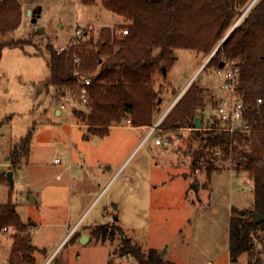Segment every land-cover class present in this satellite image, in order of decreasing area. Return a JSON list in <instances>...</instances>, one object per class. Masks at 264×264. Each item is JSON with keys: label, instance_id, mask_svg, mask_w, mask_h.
Instances as JSON below:
<instances>
[{"label": "rangeland", "instance_id": "374dc122", "mask_svg": "<svg viewBox=\"0 0 264 264\" xmlns=\"http://www.w3.org/2000/svg\"><path fill=\"white\" fill-rule=\"evenodd\" d=\"M18 1L23 6L22 23L7 38L25 39L30 45L5 47L0 58V173L5 176L0 177V203H13L29 225L36 255L42 256L47 248L45 259L68 224L73 226L86 211L50 259L54 258L52 264H138L121 250L125 237L144 252L156 248L176 264H232L231 209L253 206L252 182L246 172L228 162L210 179L204 169L193 171L190 128L169 133L157 129L138 145L158 119L151 127L137 129L125 118L108 135H92L73 115L80 102L61 99L53 87H44L49 69L44 54H35L36 46L44 49L52 43L57 50L66 48L76 26L86 25L93 27L97 40L103 27L117 28L128 21L105 9L99 0L91 6L80 0ZM28 8L35 12L29 14ZM213 51L205 55L175 50L176 59L166 76L158 74L155 83L162 110ZM194 79L204 90L206 105L198 116L202 127H207L215 102L226 93L213 66H203ZM31 128L28 158L11 169L6 157ZM157 136H170V144H155ZM9 170H13L12 184ZM103 224L108 232L98 236L95 228ZM16 233L12 227L0 232V264H9ZM261 260L264 264V247ZM246 261V256L239 260Z\"/></svg>", "mask_w": 264, "mask_h": 264}, {"label": "trees", "instance_id": "16d2710c", "mask_svg": "<svg viewBox=\"0 0 264 264\" xmlns=\"http://www.w3.org/2000/svg\"><path fill=\"white\" fill-rule=\"evenodd\" d=\"M80 1L88 6L98 2ZM99 1L105 9L128 22L117 28L103 27L97 40L92 31L86 32L82 39L73 37L62 51L52 43L46 44L44 49L36 46L35 54H44L49 69L44 87H53L58 97L67 94L78 96L83 80L90 77L91 84L87 86L88 108L75 109L73 115L77 123L86 126L92 135H108L110 128L125 118L133 127H151L165 111L161 109V97L155 90L157 75L166 76L162 67L169 70L176 59L175 50L189 49L209 55L225 38L205 67H217L221 61H231L238 66V92L246 103L248 116L255 122L252 135L230 134L215 122L207 127L195 128L198 111L206 105L204 90L196 79L182 92L158 127L166 133L180 128L191 129L189 148L193 171L204 169L210 179L220 165L231 161L236 170L247 173L253 186V206L250 209L232 207L229 254L232 264H241L239 260L243 256L247 257L245 264H262L264 0H255L251 6L253 0ZM22 18L23 6L18 0H0V58L5 47L24 49L30 45L25 39L7 38L8 34L19 28ZM229 29L231 32L227 35ZM122 30L127 33L123 34ZM259 98L261 102H258ZM2 125L0 122V136ZM33 131L34 128H31L11 148L6 157L11 169L20 167L27 160ZM217 148L222 150V156L215 155ZM240 156L241 159H238ZM0 177L3 179L4 173H0ZM28 226L13 203H0V232L10 227L18 232L9 264H39L37 247L27 232ZM107 232V226L95 228L98 236ZM121 250L131 254L138 264H176L156 248L144 252L128 237L122 238ZM53 260L48 264H52Z\"/></svg>", "mask_w": 264, "mask_h": 264}, {"label": "built area", "instance_id": "2783aa9c", "mask_svg": "<svg viewBox=\"0 0 264 264\" xmlns=\"http://www.w3.org/2000/svg\"><path fill=\"white\" fill-rule=\"evenodd\" d=\"M92 29L93 27L91 25L88 26L86 25L83 28L76 26L75 38L82 39L86 34V32H90L92 31ZM122 32L123 34L127 33L126 30H122ZM64 49L65 48H61L59 49V51H62ZM215 52L216 49L207 58L203 66L206 65L208 60ZM76 61H79V59L76 58ZM203 66L201 68H203ZM214 70L216 77L218 78V80H220V89L224 91L226 95L217 99L214 113L208 119V125H211L212 123L215 122L219 125L220 129L230 134H241L244 137H250L254 132L255 122L248 116L246 103L242 95L238 92V85L240 82L238 66H236L234 62L228 61V62H224L223 67H219V66L214 67ZM195 76L193 78H190L186 87H188V85L194 80ZM90 84H91V78L86 77L83 80V87L81 88L78 96L75 94H67V95H62L60 98L61 99L68 98L71 99L72 102L74 99H76L77 101L80 102V106L86 109L88 108V104H89L87 86H89ZM182 92H180V94L174 99L173 103L171 104V107L179 98V96L182 94ZM261 101H262L261 98H259L258 102ZM61 108H65V105L62 104ZM165 114H163L160 117V119L155 123V125L149 130V132L145 136L144 141H147L149 138H151V136L154 135L156 130L159 129L158 125ZM155 144L164 147L169 145L170 141L167 137L157 136L155 137ZM222 154L223 152L220 148H217L215 150V155L222 156ZM238 159H241V156L238 157ZM55 162H60V160L56 158ZM230 164L235 166V164L232 163L231 161ZM249 189L253 190V186H250Z\"/></svg>", "mask_w": 264, "mask_h": 264}, {"label": "crops", "instance_id": "0c3cea01", "mask_svg": "<svg viewBox=\"0 0 264 264\" xmlns=\"http://www.w3.org/2000/svg\"><path fill=\"white\" fill-rule=\"evenodd\" d=\"M28 10H32V9H30V8H28ZM206 61H204L201 65H200V67L197 69V71L193 74V76L191 77V78H193L198 72H199V70L201 69V67L204 65V63H205ZM187 84H188V82L184 85V87H182L180 90V92H182L184 89H185V87L187 86ZM180 94V93H179ZM173 103V102H172ZM172 103H170L167 107H166V109H165V111H164V114L170 109V107H171V104ZM161 106H162V104H161ZM57 113L58 114H61V111L60 110H57ZM160 119V118H159ZM158 119V120H159ZM202 123H203V119H202ZM135 128H137V129H143V128H145V126H142V127H135ZM149 130L150 129H148V132H149ZM147 132V133H148ZM147 133H146V135H147ZM145 135V136H146ZM145 136L143 137V139H141V141H140V143L138 144V145H141L143 142H144V139H145ZM145 143H146V141H145ZM98 198V197H97ZM96 198V199H97ZM96 199H94V201L91 203V205L95 202V200ZM86 212V211H85ZM85 212H84V214H85ZM84 214H82L80 217H79V219L73 224V226H70V224H68V229H67V231L66 230H63V232L65 233L63 236H62V234H63V232H62V234L60 235L62 238H61V240H60V242L59 243H57L55 246H54V248H53V250L51 251V253L44 259L43 257H45V255L48 253V249L46 248L45 249V252H42V256L40 255V256H38V259H39V264H47L49 261H50V259L52 258V256L56 253V251L58 250V248L60 247V245L63 243V241L71 234V232L78 226V224H79V222L81 221V219L83 218V216H84ZM60 227H63V223L62 224H60L59 225Z\"/></svg>", "mask_w": 264, "mask_h": 264}, {"label": "water", "instance_id": "95a60500", "mask_svg": "<svg viewBox=\"0 0 264 264\" xmlns=\"http://www.w3.org/2000/svg\"><path fill=\"white\" fill-rule=\"evenodd\" d=\"M254 1L255 0H253L252 1V3L250 4V6L254 3ZM249 6V7H250ZM249 7L244 11V13L240 16V18L237 20V22L235 23V25L239 22V20L243 17V15L245 14V12H247V10L249 9ZM35 12V11H34ZM33 12V10H28V13L29 14H32V13H34ZM234 25V26H235ZM233 26V27H234ZM233 29V28H232ZM231 29V30H232ZM43 30V29H42ZM231 30L227 33V35L231 32ZM227 35H226V37H227ZM225 39V38H224ZM223 39V40H224ZM223 42V41H222ZM222 42H220L219 43V45L217 46V48H216V50L219 48V46L221 45V43ZM219 67H223L224 66V62L223 61H221L220 63H219V65H218ZM162 71H163V73L164 74H166L167 73V70H166V67H162ZM202 127V118L200 117V116H197L196 118H195V128H201ZM7 178H8V180H9V182H10V184H12L13 183V170H9L8 172H7ZM242 212H243V210H242ZM83 237H86L85 235L83 236ZM42 252H45V249L44 250H42Z\"/></svg>", "mask_w": 264, "mask_h": 264}, {"label": "flooded vegetation", "instance_id": "af4514ba", "mask_svg": "<svg viewBox=\"0 0 264 264\" xmlns=\"http://www.w3.org/2000/svg\"><path fill=\"white\" fill-rule=\"evenodd\" d=\"M113 207V206H112ZM114 208V207H113ZM113 219L115 220V221H117L118 220V217H117V215H114L113 216ZM104 226H106V224H103ZM81 237V236H80Z\"/></svg>", "mask_w": 264, "mask_h": 264}]
</instances>
